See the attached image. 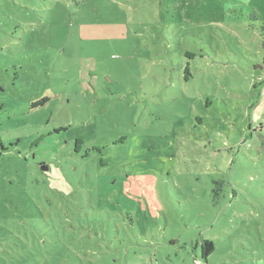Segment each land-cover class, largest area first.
<instances>
[{
  "label": "rangeland",
  "instance_id": "obj_1",
  "mask_svg": "<svg viewBox=\"0 0 264 264\" xmlns=\"http://www.w3.org/2000/svg\"><path fill=\"white\" fill-rule=\"evenodd\" d=\"M263 25L264 0H0V264H205L202 239L264 264Z\"/></svg>",
  "mask_w": 264,
  "mask_h": 264
},
{
  "label": "trees",
  "instance_id": "obj_2",
  "mask_svg": "<svg viewBox=\"0 0 264 264\" xmlns=\"http://www.w3.org/2000/svg\"><path fill=\"white\" fill-rule=\"evenodd\" d=\"M263 28H264V25H263ZM263 31H264V29H263ZM261 33H263V32H261ZM261 33H260V35L261 36H264V34L262 35ZM44 101L45 100L43 99L42 102H44ZM261 123H263V122H260V124ZM245 139H246V137H245ZM243 142H245V140H243ZM0 147H1V143H0ZM213 184H214V187L211 190L212 195H213L212 198H213V201L215 203H217L218 200H219V197H220V195L222 193V190H223V180L213 181ZM199 247H200V256L205 261V264H207L206 263V259H207L208 256H210L213 253V251H214V245H213V243H212L211 240H209V239H202ZM195 264H203V263L201 261H199V260H196L195 261Z\"/></svg>",
  "mask_w": 264,
  "mask_h": 264
},
{
  "label": "crops",
  "instance_id": "obj_3",
  "mask_svg": "<svg viewBox=\"0 0 264 264\" xmlns=\"http://www.w3.org/2000/svg\"><path fill=\"white\" fill-rule=\"evenodd\" d=\"M260 83H262V90L260 91L259 93V99H258V102L254 105V113H256V116H255V122L259 123L260 125V129L262 130L264 127L262 125H264V79L260 80L259 81ZM260 122H263L260 124ZM253 135V134H252ZM259 138L261 139V142L263 143L264 145V135L260 136L259 135Z\"/></svg>",
  "mask_w": 264,
  "mask_h": 264
},
{
  "label": "water",
  "instance_id": "obj_4",
  "mask_svg": "<svg viewBox=\"0 0 264 264\" xmlns=\"http://www.w3.org/2000/svg\"><path fill=\"white\" fill-rule=\"evenodd\" d=\"M41 170H47L46 166H41Z\"/></svg>",
  "mask_w": 264,
  "mask_h": 264
}]
</instances>
